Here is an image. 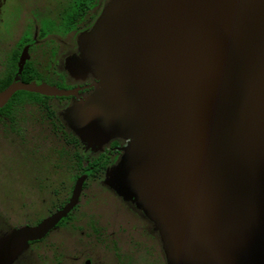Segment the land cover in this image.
<instances>
[{
  "label": "water",
  "instance_id": "95a60500",
  "mask_svg": "<svg viewBox=\"0 0 264 264\" xmlns=\"http://www.w3.org/2000/svg\"><path fill=\"white\" fill-rule=\"evenodd\" d=\"M86 34L99 82L73 130L130 141L114 174L134 187L111 189L137 198L168 264H238L264 228V0H114ZM19 91L73 93L19 77L0 108ZM82 183L62 210L1 238L5 260L65 218Z\"/></svg>",
  "mask_w": 264,
  "mask_h": 264
},
{
  "label": "flooded vegetation",
  "instance_id": "af4514ba",
  "mask_svg": "<svg viewBox=\"0 0 264 264\" xmlns=\"http://www.w3.org/2000/svg\"><path fill=\"white\" fill-rule=\"evenodd\" d=\"M15 1L19 2L0 0L2 31V24L14 12L11 3ZM100 5L101 0H79L74 9L63 10L59 14V21H52L47 26L37 25V31H28L11 46L3 42V49H0V75H3L5 83L17 81L20 77L25 83L47 84L58 90L73 92L68 96L34 93L44 99L26 101L24 108L12 118H0L3 152L9 151L13 161L31 166L29 168L34 174L29 183L34 187L36 196L30 204L25 201L19 215L12 213L17 211L14 198L3 196L0 219L3 218L4 223L9 220V224L17 221L19 225L16 224V229L9 234L23 224L37 226L62 210L72 199L79 181L83 180L76 206L43 238L28 243L26 252L30 259L26 264H167L163 243L155 228H143L135 221L119 224L113 219L106 220L99 210L103 203L113 200L123 212L149 219L140 208L138 215L134 212L133 207H138L136 197L126 198L125 202V197L111 189L117 186L118 178L114 172L130 141L122 138L90 141L87 134L82 136L73 130L80 120L73 113L86 104L99 81L95 77H85L84 81L72 79L67 75L68 69L58 68L57 60L71 34L75 36L72 42L77 51L80 36L97 21ZM25 46L28 51L23 52ZM23 59V69L28 64L25 79L20 73ZM54 231L75 236V252L68 253L65 244L53 240ZM153 231L158 239H153ZM136 233L140 236L136 237ZM160 249L164 258L158 255ZM5 256L6 252L3 264H11L12 260H5Z\"/></svg>",
  "mask_w": 264,
  "mask_h": 264
},
{
  "label": "rangeland",
  "instance_id": "374dc122",
  "mask_svg": "<svg viewBox=\"0 0 264 264\" xmlns=\"http://www.w3.org/2000/svg\"><path fill=\"white\" fill-rule=\"evenodd\" d=\"M113 1L114 0H101V5L98 7L97 10L98 13L97 21L99 20V18H101L106 8ZM78 3L79 0H19V2L16 1L14 3L12 2L11 5L12 8H14L13 9L14 12H11L8 16V20H6V22L2 24L3 31L0 30V42L2 43L0 44V49H3V42L4 44L11 46L13 42H16L18 39L24 37L28 31L31 32L33 30L37 31L36 30L37 25L40 27L42 25L47 26L49 25V23H52V21L54 22L59 21L60 19L59 14L63 12V10H70L72 8L74 9ZM1 17H3V15ZM97 21L92 26V28L97 24ZM91 29H89L87 32H85L83 35L80 36L77 43L78 46L77 51L76 49H74L75 46L73 45L72 42L74 41L75 36L73 34L69 35L65 43L66 46H64L65 48L63 47L64 50L63 54L61 55L60 59L57 60L58 68L68 69L67 75L70 78L72 77V79L77 78V80L82 79V81H84L85 77L91 79L96 77L94 74H90V76H87L85 69V59L87 60V56L84 51L91 52V49L93 47L91 54H93V57H97L95 55L96 50H95L94 42L93 40H89L86 34ZM25 51H28L27 46L24 47L23 52ZM24 57L25 55H23V58ZM23 60H21L20 65H23ZM11 158L12 157L9 151L3 152V142H1L0 139V209L3 210V196L8 195V197L14 198L15 201L14 207L17 209V211L14 210V212L12 213H14L15 215L16 214L19 215L22 212L25 201L30 204V202H32V200L34 201L35 200L34 198H36V196L34 195L35 194L34 187H31L32 185L29 183V181H32V176L34 173L32 172L33 170L29 168L31 167L30 165L26 163H24L23 165V163L15 162ZM18 165L20 166L23 165L22 166L23 168ZM117 180H118V185L123 186L122 188L134 187L130 183H125V179L123 178V176H118ZM6 185H8L10 188H6L8 187ZM126 198H125V202L127 201ZM118 205H119L118 203L116 205V203L112 200L111 202L103 203L100 209L98 208V206L97 208L103 213L104 215L103 217L106 220L113 219L115 222H118L119 224L122 223L126 224L135 221V223L138 224L139 226H142L143 228L147 227L153 230L154 225L149 219L144 220V218H140L139 216L134 217V215L127 214L123 212V210L119 209ZM133 210L137 215L138 213H140L138 207L137 208L133 207ZM10 223L11 224L7 225V228L11 227L10 228L11 230L19 226L17 224V221ZM24 225L25 224H23L22 227H27ZM4 228L5 225H3V218H2L0 219V234H3ZM53 233H52L53 240L55 239L57 242L65 244L68 248L67 250L68 253L75 252L76 250L75 236L70 235L66 232L55 233L54 231ZM135 235L136 237L140 236V234L138 233H136ZM153 237H155L153 238L154 240L158 239V237H156V234L154 235V231H153ZM1 238H3V235L0 236V239ZM262 241H264V228L255 237L252 245L241 254L240 256L241 261L238 264L253 263L254 261L253 258L255 256H258L257 253L260 251L262 247L261 245ZM27 249L18 252V254L12 259L11 264H26V261L30 259V256L26 252ZM5 252H6V244H3V242L0 241V264H3V257ZM163 252L165 254L166 261H168L165 250ZM158 255L164 258L162 250L158 252ZM260 256L261 258L259 261H257L256 264H264V247Z\"/></svg>",
  "mask_w": 264,
  "mask_h": 264
},
{
  "label": "trees",
  "instance_id": "16d2710c",
  "mask_svg": "<svg viewBox=\"0 0 264 264\" xmlns=\"http://www.w3.org/2000/svg\"><path fill=\"white\" fill-rule=\"evenodd\" d=\"M21 68V67H20ZM23 70V72H22ZM22 70L20 73H22L23 78L25 79L27 74H28V64L24 67L22 65ZM15 82V81H14ZM13 83V81L9 80L7 83L3 81V75H0V92L5 89L6 86L10 85ZM44 97H42L39 94H34L26 91H20L14 95V97L11 99L10 103H8L4 108H0V118H3V116H8L12 118L14 115L17 114L18 111L22 110L24 108L23 103L26 101H32V100H42ZM9 220H5V228L3 232L5 235H8L10 232V228H7V225ZM8 233V234H7ZM3 234H0L2 236ZM3 235V237L5 236Z\"/></svg>",
  "mask_w": 264,
  "mask_h": 264
}]
</instances>
